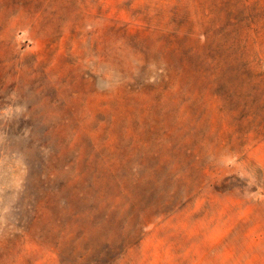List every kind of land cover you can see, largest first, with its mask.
I'll return each mask as SVG.
<instances>
[{"label":"rangeland","instance_id":"374dc122","mask_svg":"<svg viewBox=\"0 0 264 264\" xmlns=\"http://www.w3.org/2000/svg\"><path fill=\"white\" fill-rule=\"evenodd\" d=\"M179 1L0 0V59L13 55L23 70L16 88L0 83V264H264V141L251 143L244 156L222 155L189 197L151 198L168 202L163 210L170 217L147 226L133 249L37 244L59 220H68L62 200L85 209L88 200L81 198H100V184L101 190L112 188L104 181L92 190L75 183L73 173L57 171L75 155L57 154L87 135L116 144L128 124L120 114L125 109L104 104L123 85L160 79L170 54L164 41L155 45L154 39L179 30L194 5ZM225 1L200 0L199 10ZM246 2L251 11H262L255 19L259 35L249 37L261 39L255 66L264 72V0ZM37 141L48 147L38 167ZM51 172L58 174L51 178ZM180 188L193 187L187 181ZM45 198H51V214L40 216L37 206Z\"/></svg>","mask_w":264,"mask_h":264},{"label":"trees","instance_id":"16d2710c","mask_svg":"<svg viewBox=\"0 0 264 264\" xmlns=\"http://www.w3.org/2000/svg\"><path fill=\"white\" fill-rule=\"evenodd\" d=\"M234 1L201 11L200 0H192L184 25L154 39L155 45L162 46L164 41L170 54L166 68L159 69L160 79L152 84L151 79H144L141 84L123 85L104 104L108 108L116 103L125 109L119 113L128 124L114 146L108 139L101 142L87 135L62 147L57 158L67 153L75 158L59 173H73L75 183H88L91 190L96 181L112 188L101 190L100 184V198H81L88 200L85 209L74 206L72 200H62L64 206H59L68 220H59L47 238H37L39 246L133 249L143 241L147 226L170 215L163 210L168 202L151 198L189 197L206 181L203 172L222 155L244 156L251 143L264 141V72L255 66L254 51L261 39L249 37L253 31L259 35L255 19L262 11H251L246 0ZM17 62L13 55L0 59L3 87H17L23 74ZM148 65L142 67L141 75L149 71ZM28 137H34L33 131ZM142 146L147 148L143 152ZM46 148L37 141V167ZM205 150L219 156L206 158ZM122 171H126L124 176L119 174ZM55 174L51 172L50 177ZM187 181L193 188L184 192L180 186ZM50 199L37 206L40 216L51 214Z\"/></svg>","mask_w":264,"mask_h":264}]
</instances>
